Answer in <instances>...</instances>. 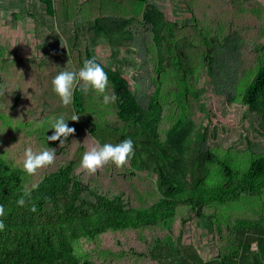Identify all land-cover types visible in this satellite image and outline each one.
<instances>
[{"label":"rangeland","instance_id":"1","mask_svg":"<svg viewBox=\"0 0 264 264\" xmlns=\"http://www.w3.org/2000/svg\"><path fill=\"white\" fill-rule=\"evenodd\" d=\"M65 2L58 1L57 20L37 15L28 28L0 29V157L23 169L25 148L55 150L51 165L35 174L24 172V188L70 162L81 190L73 200L78 209L91 211L98 196L141 208L159 198L153 160L140 145L134 146L135 154L123 167L108 163L88 174L79 166L82 155L99 143L88 124L118 131L126 125L117 114L114 81L109 78L106 93L85 91L84 113L66 122L74 132L63 144L46 139L53 134L48 128L55 117L75 115L71 105H63L52 91V78L61 70L78 71L91 58L110 76L116 73V80L126 81L140 107H148L150 101L159 105L156 134L169 154H184L178 165L187 173L177 175L183 186L220 185L226 175L218 161L242 170L250 158L264 154L259 112L250 111L242 101L264 59V0H147L144 5L91 0L89 13H83L88 6L81 5L82 0ZM144 9L151 14L147 19ZM72 34L76 46L68 43ZM105 94H114L115 100L104 103ZM106 139L115 144L127 137ZM207 152L215 160L208 159ZM61 203L58 207L48 203L39 217L49 218ZM188 210L187 205H178L173 216L153 225L80 239L75 252L81 262L91 264H180V259L142 254L156 242H176L185 217L191 221L190 242L203 260L236 256L233 220L264 216V189L260 195L206 207L204 213H213L211 223L207 217L192 219Z\"/></svg>","mask_w":264,"mask_h":264},{"label":"trees","instance_id":"2","mask_svg":"<svg viewBox=\"0 0 264 264\" xmlns=\"http://www.w3.org/2000/svg\"><path fill=\"white\" fill-rule=\"evenodd\" d=\"M37 1L38 10L28 14L32 19L37 20L35 17L42 15L44 20L50 22L53 19L57 20L59 0ZM118 1L126 4L128 1L134 4L141 2V5L147 2V0ZM61 3L66 2L61 0ZM9 8L10 3L0 0V9ZM150 16L151 14L144 9L143 17L147 19ZM158 21L154 25H157ZM64 25L75 27L72 23ZM67 40L70 45L78 42L74 34ZM76 43L73 45L76 46ZM107 76L114 81L111 86L116 95L117 114L126 125L119 131L113 126H100L96 123L88 124L87 128L100 144L107 143L106 136H109L119 140L131 138L133 146L140 145L142 152L153 160L159 198L148 207L141 208L123 207L118 200L98 196L97 203L91 211L81 210L73 206V200L81 190L78 181L72 177L70 162L45 174L35 187L26 189L22 183L25 170L8 165L0 157V205L5 208V215L0 217L5 224L4 230L0 231V264H91L79 260L74 248L76 241L83 238L93 239L108 231L139 229L153 225L173 216L178 205H187L192 219L200 221L207 217L211 223L213 213H204L206 207L236 201L242 195L262 193L264 154L250 158L242 170L233 169L218 161L226 175V180L220 185L183 186L177 175L187 173L178 165L184 154L177 152L169 154L156 134L160 116L159 105L150 101L148 107H140L130 94L126 81L116 80L118 76L116 73ZM180 82L184 84V79L181 78ZM84 95L85 91L81 90V82L78 81L70 104L73 114L84 113ZM242 101L250 111L259 112L260 123L264 125V111L261 114L259 111V107L264 106V59L245 87ZM176 125L177 123L174 124V128ZM206 157L214 159L209 152L206 153ZM63 196L68 199L62 198ZM21 198L25 200L23 206L17 203ZM61 201L62 208L59 207V210L50 214L49 218L39 217L48 203L58 207ZM33 205L37 209L35 212L30 211ZM181 223V233L176 242L167 244L156 242L142 255L172 261L180 259V264H264V216L257 219H234L232 243L238 248V254L221 256L212 261L203 260L193 248L189 230L191 221L184 217Z\"/></svg>","mask_w":264,"mask_h":264},{"label":"clouds","instance_id":"3","mask_svg":"<svg viewBox=\"0 0 264 264\" xmlns=\"http://www.w3.org/2000/svg\"><path fill=\"white\" fill-rule=\"evenodd\" d=\"M77 81L81 82V90H93L97 94L106 93L109 85L107 73L101 63L96 58L87 59L78 71L61 70L51 80L52 91L59 97L63 105H70L73 100L74 88ZM115 100V95H103L104 103ZM77 115H73L70 119H65L63 115L55 117L48 129H52L53 134L48 136V141L59 140L60 144L66 141V138L74 132V128L69 127L67 121H75ZM135 154L133 140L131 138L124 139L119 143H97L85 152L80 161L79 166L88 174H94L102 166L112 163L116 167H123L130 161ZM55 159V150L45 147L42 150L34 151L31 147L24 150L23 169L29 175L35 174L38 169L51 165ZM35 187V186H33ZM27 194V193H26ZM18 205L23 206L25 200L23 198L17 201ZM35 205L30 211L35 212ZM5 215V208L0 205V217ZM5 224L0 219V231H3Z\"/></svg>","mask_w":264,"mask_h":264},{"label":"crops","instance_id":"4","mask_svg":"<svg viewBox=\"0 0 264 264\" xmlns=\"http://www.w3.org/2000/svg\"><path fill=\"white\" fill-rule=\"evenodd\" d=\"M82 1L81 5L87 4L88 6L83 13H89L92 6L91 0ZM6 2L10 3V8L0 9V29H23L34 23L28 14L38 10L39 3L37 0H6ZM123 3L120 2V5Z\"/></svg>","mask_w":264,"mask_h":264}]
</instances>
